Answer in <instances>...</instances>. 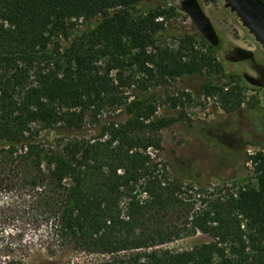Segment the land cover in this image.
<instances>
[{
    "label": "trees",
    "instance_id": "trees-1",
    "mask_svg": "<svg viewBox=\"0 0 264 264\" xmlns=\"http://www.w3.org/2000/svg\"><path fill=\"white\" fill-rule=\"evenodd\" d=\"M145 1L0 0V264L70 247L107 256L89 264H264V152L248 157L256 184L238 194L193 182L177 163L171 172L150 152L162 150L160 131L174 119L157 117L156 96L137 92L198 76L210 59L192 40L158 46L164 12L135 14ZM97 17L93 30L73 35ZM211 48L220 51L221 39ZM224 95L225 110L243 104ZM170 102L184 106L179 96ZM104 111L113 116L101 122ZM88 122L100 126L96 142ZM42 130L65 138L61 159L44 154ZM28 229L39 235L25 240ZM197 233L210 240L160 248Z\"/></svg>",
    "mask_w": 264,
    "mask_h": 264
},
{
    "label": "rangeland",
    "instance_id": "rangeland-1",
    "mask_svg": "<svg viewBox=\"0 0 264 264\" xmlns=\"http://www.w3.org/2000/svg\"><path fill=\"white\" fill-rule=\"evenodd\" d=\"M199 1L221 39L222 49L218 52L211 48L191 19L180 10V0H147L136 7L137 15L156 9L164 12L163 18L157 20L164 23L157 43L162 49L178 50L181 42L188 39L210 59L208 69L198 76H184L171 81L169 86L152 82L149 93L138 91L137 94L148 95V98L155 95L154 104L158 108L156 116L174 119L172 124L160 131L162 150H150L153 157L167 164L171 172L170 166L177 163L192 173L195 178L193 182L212 188L219 186L238 194L241 189L253 188L256 184L248 157L256 152H264V124L260 120V115L264 116V43L227 0ZM101 21L97 17L86 24L80 23L73 35L91 31ZM58 43H61L62 48H68L70 41L58 40ZM107 60L103 57L98 66L105 68ZM125 61L129 73L138 72L130 59ZM140 76L138 74L136 80ZM205 78H211L213 82H206ZM226 91L238 96L243 103L241 107L225 110L223 98ZM185 93L190 94V98L184 96ZM176 96L184 102L183 108L171 105L170 99ZM133 99L129 98L128 103ZM110 116H113L112 112L104 111L99 120L105 122ZM100 133L99 125L88 122L86 134L92 142L99 140ZM47 135L49 133L42 130L44 154L53 150L57 158L61 159L60 150L65 138L56 132ZM219 148L227 149L229 157L222 154ZM49 161L50 158L44 156L45 166H48ZM4 202V195L0 194V204ZM45 230L46 227H42V236L46 235ZM38 235V232L28 229L24 239L36 238ZM209 240L208 236L197 233L160 248L186 251ZM106 258L101 254L75 251L71 247L60 252L57 257H51L42 248V252L24 264H89Z\"/></svg>",
    "mask_w": 264,
    "mask_h": 264
},
{
    "label": "water",
    "instance_id": "water-1",
    "mask_svg": "<svg viewBox=\"0 0 264 264\" xmlns=\"http://www.w3.org/2000/svg\"><path fill=\"white\" fill-rule=\"evenodd\" d=\"M242 20L264 43V0H227ZM180 10L192 21L196 30L211 44L217 47L220 37L199 0H180Z\"/></svg>",
    "mask_w": 264,
    "mask_h": 264
}]
</instances>
